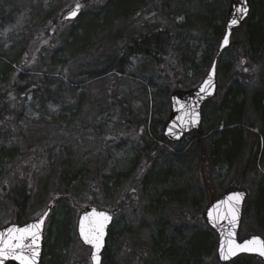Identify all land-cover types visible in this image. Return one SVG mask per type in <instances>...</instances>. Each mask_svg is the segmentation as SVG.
I'll use <instances>...</instances> for the list:
<instances>
[{"label": "trees", "instance_id": "obj_1", "mask_svg": "<svg viewBox=\"0 0 264 264\" xmlns=\"http://www.w3.org/2000/svg\"><path fill=\"white\" fill-rule=\"evenodd\" d=\"M1 2L0 24L11 22L29 7L33 20L42 24L31 25L37 30V38L44 36L48 28L44 24L50 23L51 15L60 7L54 0ZM228 3L229 0H81L77 23L65 32L59 30L57 42L51 39L46 50L37 53L32 49L26 42L27 30L13 34L7 48L0 43V144L17 142L10 151L16 152L14 158L23 155L26 163L25 174L14 176L13 197L8 202L13 218L7 223L31 220L27 211L32 193L29 183L35 181L36 172L52 179L46 208L63 201L73 204L76 211L84 198H90L85 205H99V197L109 196L113 190L126 198L135 197L136 191L140 192V174L143 194L154 213L188 197L194 206L207 204L219 196H207L208 190L187 177L190 170H197L196 163L207 169L231 170L236 166V180L225 190L247 189L251 174L258 182L260 172L255 163L258 155L264 158V0H250L248 18L235 31L241 30L243 39L236 57L229 56L228 63L224 60L235 46L232 42L219 57L217 70L226 74V69H232L234 77L219 103L216 99L223 90L221 83L216 96L204 103L205 129L189 134L188 139L193 141L190 146L174 152L160 151V143H166L162 137L164 121L148 120L145 112L140 119L134 116L133 122L129 118L132 95L121 79L136 57L155 67L168 64L175 79L182 69L183 74L188 73V66L199 78L216 54ZM191 41L198 44L192 45ZM43 56L47 58L41 62ZM239 59L238 67H232ZM144 82V99L146 86H151L158 109L167 110L171 92L181 89L179 82L162 89L153 78ZM223 111L226 119L220 121ZM113 121L117 125L109 130ZM125 123L133 124V128L125 131ZM148 123L151 135L147 136ZM184 138L167 144L179 145L186 141ZM124 152L130 160L123 169L117 160ZM7 159L10 157L0 149V168ZM143 166L146 170L141 173ZM201 176L204 179L203 171ZM261 179L253 181L259 188L252 216L258 221L259 231L264 232V176ZM132 183H136L135 188ZM5 190L2 187L0 193ZM123 206H127L125 200ZM246 214L244 210L243 217ZM159 216L162 214L158 215L162 224ZM71 224L65 217L52 232L48 229L44 248L48 249L49 239L52 243L48 251L43 249L42 264L47 255L53 264H63L61 253L68 246L67 229ZM113 227L114 223L107 243L113 237ZM163 229L164 226L151 245L153 258L149 264H201L215 253L216 235L207 226L201 229L177 225L170 237L163 236ZM186 232L190 233L181 234Z\"/></svg>", "mask_w": 264, "mask_h": 264}, {"label": "rangeland", "instance_id": "obj_2", "mask_svg": "<svg viewBox=\"0 0 264 264\" xmlns=\"http://www.w3.org/2000/svg\"><path fill=\"white\" fill-rule=\"evenodd\" d=\"M1 1L2 0H0V4L2 3ZM54 2H59L60 7L53 15H51L50 23L44 24V26L47 25L48 28L44 30L43 37L40 36L37 38V30H35L31 25H34V23L38 22L33 20L28 7L22 9V12L18 13V16L15 17L11 22L7 21L0 24V43H5V48L9 47L10 43L8 42V39L12 37L13 34H18L24 30H27V33L25 34L27 39L26 42H28L31 45L32 49L37 53L41 50H46V47L50 46L51 39H54L57 42L56 36L59 30L65 32L71 25H75L77 23V21H66L64 20L63 16L70 10L76 8L77 5L81 3V0H54ZM177 21L181 23L180 19ZM41 25L42 24H39V26ZM34 26L37 27V25ZM28 29L30 31H28ZM33 37H36V39ZM242 40V31L240 30L234 32L231 41L232 43H235V46L228 53H226L224 57V60L226 58V63L229 62V56L236 57V51L242 46ZM191 44L197 45L198 42L196 41L195 43L191 41ZM46 58V56H43L41 62L46 60ZM240 60L241 59H239L235 63V65L233 63L232 67L234 66L235 68H237ZM167 65L163 64L162 67H155L152 62L137 57L131 60V64L127 69V75H125L121 79H123V81L126 83L128 90L132 95L133 108L130 107L129 118L133 120V122L134 116L138 115L140 119V117H145V112L147 116H149L148 120L149 118H154L157 121L163 120L165 122L168 117L170 104L167 110L165 109V107H161L158 109L157 106H155L156 102L154 100V97L152 96L153 91L151 86H146L147 98L144 99L145 89H143V83L146 85V82H144L146 78H153V80L159 84V87L161 89L168 88L172 85L176 86V84L179 82L177 86H181V89L188 90L196 87L207 71H204L199 78H196L193 74V71L189 70L188 66L186 67L188 73L185 72L183 74L184 70L182 69L178 78L175 79L172 68ZM195 67L197 66L195 65ZM191 68H193L192 65ZM226 71V74H224L220 73L217 70V81L223 86V90L219 94V98L216 99L217 103H219L221 101V97L225 95L227 87L230 85L229 83L232 82L231 77H234V70L232 71V69H226ZM193 83H195L196 85L192 86ZM131 113L133 117H131ZM225 119L226 112L223 111L220 121H225ZM113 124H109V130L113 128V126L115 127L117 125V122L113 121ZM126 128H133V124L125 123L123 129L127 131ZM221 128L222 126L219 127V129ZM201 129H205V125L203 123L201 124ZM142 130L144 129H141V131L139 130L140 136L142 135ZM150 133L151 124L148 123L146 127L147 136L148 134L151 135ZM126 135L127 134H125V136ZM188 138L189 134L184 138L186 141L183 143H179V145H169L167 144V141L164 144L163 142H161L159 145L160 151L165 152L166 150H170L174 152L176 150H179L180 147H188L193 143V141ZM16 145H18L17 142L10 141L2 145L0 144V149L3 150L5 155L10 157L9 160L7 159L3 162V165L0 168V189H2V187H5L6 189L5 192L0 193V200L3 204L2 205L0 203V227L7 224V222L13 218V212L8 204L10 197H13V181H15V178L19 172L23 173L25 171L24 168L26 163L22 161L24 158L23 155L14 158L16 152H14L13 150L10 151ZM118 157L119 158L117 162L118 164H120L121 168L124 169L127 166L128 161L130 160V155H128L127 152H124ZM255 165L260 172V179L263 178L264 158H261V156L258 155ZM196 169L198 171L202 169L201 172L203 171L204 179L201 176V172H197V170H190V174L187 177L191 182L195 181V183L202 186L203 189L208 190L207 196H221V194L225 190V187L233 183V180H236L237 176V174L235 173L236 166L231 168V170H229L227 167H209L207 169V167H199V165L196 163ZM145 170L146 166H143L141 168V173H144ZM23 174H25V172ZM34 177L35 181H33L31 184L29 183L32 193L30 204L27 209L28 215L31 219L37 217L49 203L47 201V191L48 189H50L52 182L51 178H49L46 174H42L40 172H36ZM142 179V174H140V192L137 190L135 197L133 195V197L127 196L126 198L125 195L121 194L118 190H113L109 194V196H104L102 194L99 197L100 204L97 206L100 209L112 212L114 216L113 237L108 241L106 245V249L104 251L105 253H103L102 264H149L150 260L153 258V254L151 253V245L153 244L154 238L158 237V235L160 234L159 231L162 226H164V232L162 233L163 236L167 234L169 235V237L172 236L174 228L177 225L181 224L183 226L196 225L201 229H206V225L201 217L202 212L205 210L208 203L205 204V202L199 204L198 206H194L190 201L191 197H188V199L184 200L183 202L171 203L169 206L165 207L162 212L154 213L150 209L148 197L143 194ZM248 179L249 184L245 185L247 186L246 190L248 192V199L244 206V210H247V214L242 219L238 237L239 240H243L249 235H259L264 239V232L259 231L258 221L252 216L253 205L255 204L259 188L258 184H253V181L255 182L256 180V175L251 174ZM260 179H258V182H260ZM258 182L256 181L255 183ZM135 186L136 183H132V188H135ZM89 200L90 198H88V200L84 198V204L81 205V207L77 208V211L73 204L67 203L68 205H66V203L63 201L56 202L55 204L51 203L50 205L51 215L49 216L45 225L44 241L48 229H50L52 232L55 224L58 221H62L63 218L66 217L70 221V224L72 222L71 225H68L69 228L67 229L69 241L68 246L61 253V257L64 258L63 264H90L89 249L82 245V243L78 240L76 234V219L78 213L81 208L87 206L85 204L89 202ZM122 200L126 201V207L123 206V208H121ZM70 211L73 215L70 213ZM74 212L76 214H74ZM159 214H162V218L159 216L160 220L162 219V224L158 220ZM71 215L73 216V219L71 218ZM189 233L190 232L181 234L188 235ZM51 243L52 239H49L47 243L48 249L44 248V244V251L49 250V248L51 247ZM44 260L46 262L45 264H53L51 262L52 258L48 255L47 257L43 258V261ZM216 260V254L214 253L211 257L203 260L201 264H218ZM230 264H264V262H261L254 257L242 256Z\"/></svg>", "mask_w": 264, "mask_h": 264}, {"label": "water", "instance_id": "obj_3", "mask_svg": "<svg viewBox=\"0 0 264 264\" xmlns=\"http://www.w3.org/2000/svg\"><path fill=\"white\" fill-rule=\"evenodd\" d=\"M246 8V14L238 12V8ZM76 9H72L68 13L64 15V20L73 21L78 18L81 13V10H78V14L74 18H66L69 13ZM250 11V0H229L226 22L224 26V34L222 35L219 45L216 51V55L213 58V61L201 80V82L192 89L182 90L175 89L170 94V111L167 120L165 121L162 128V136L165 140L176 143L182 140V138L193 131H198L200 129V125L202 122L201 109L203 104L212 99L217 91V61L219 56L223 53L225 49H228L231 42V37L233 32L240 28L245 20L247 19ZM236 19L237 23L235 25L231 24V21ZM228 36V45L226 47H221L222 42L225 36ZM212 74L211 86L205 84L208 80L209 75ZM201 87H206V92H201ZM198 114V120L196 123H192V121L196 118ZM177 136L179 138H177ZM241 193L242 198L237 203L235 200L229 201L228 197L233 194ZM247 198V193L243 189H229L225 191L220 197L216 199L210 200L207 208L204 212V221L205 224L212 229L215 234H217V247H216V257L219 263L227 264L237 257L241 255H250L257 256L264 261V257L256 254V253H247V252H239L235 256H225L221 257L220 249L221 244L223 243L225 246V251L227 250V246L229 241H232L235 244H243L245 241L256 238L261 242H264V239L259 235L249 236L241 241L238 240V232L242 221L243 207ZM223 202V203H222ZM235 210L236 220L234 226L229 224L228 219L231 218V213ZM212 213V218H209V212ZM96 215H93V213ZM51 213V208H46L40 215L36 218L24 223V224H16L9 223L0 227V233H6L9 229L15 227H25L27 225L36 223L42 220V226L40 229L39 239L35 244H31L30 247L36 249L37 257L34 264H42V252H43V234L46 221ZM99 213H104L109 217L107 221L103 220ZM226 214L228 215V219L225 218ZM83 222L84 228L86 231L89 229H99L100 225H103V236L101 238V247L98 252V259L100 264H102V253L106 247V241L109 233L110 226L113 223V215L106 210L100 209L95 205H87L82 208L77 217L76 221V234L78 240L87 247L89 252V261L92 264L91 253L93 252V248L90 245L84 243L83 239L80 235L81 223ZM0 264H18V261L13 259L11 256H0Z\"/></svg>", "mask_w": 264, "mask_h": 264}, {"label": "snow or ice", "instance_id": "obj_4", "mask_svg": "<svg viewBox=\"0 0 264 264\" xmlns=\"http://www.w3.org/2000/svg\"><path fill=\"white\" fill-rule=\"evenodd\" d=\"M79 5H77L76 10L69 13L66 18H74L78 14ZM238 12L246 14V8H238ZM237 23L236 19L231 21L232 25ZM228 36L224 37L221 47H226L228 45ZM212 74L209 75L208 80L205 82L206 85L211 86ZM201 92H206V87H201ZM31 98V97H29ZM198 120V114L196 118L192 121V123H196ZM177 138H179L177 136ZM242 198L241 193L233 194L228 197L229 201L235 200L237 203ZM223 203V202H222ZM93 215H96L94 212ZM99 216L107 221L109 219L104 213H99ZM209 218H212L211 211L209 212ZM228 219V215L225 216ZM236 214L235 210L231 213V218L228 219L229 224H235ZM42 226V220L36 223L27 225L25 227L19 228L15 227L9 229L6 233H0V256H11L13 259L18 261V264H34L37 251L34 248H31V244H35L39 239L40 229ZM80 235L83 239L84 243L90 245L93 248V252L91 253L92 264H100L98 259V252L101 247V238L103 236V225L101 224L99 229H89L85 230L83 222L81 223ZM239 252H247V253H256L262 257H264V242H261L259 239L253 238L245 241L243 244H235L232 241H229L227 250L225 251V246L221 244V257L227 256H235Z\"/></svg>", "mask_w": 264, "mask_h": 264}]
</instances>
